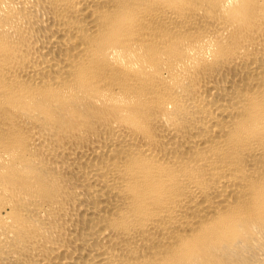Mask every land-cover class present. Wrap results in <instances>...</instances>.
<instances>
[{
	"label": "bare ground",
	"instance_id": "bare-ground-1",
	"mask_svg": "<svg viewBox=\"0 0 264 264\" xmlns=\"http://www.w3.org/2000/svg\"><path fill=\"white\" fill-rule=\"evenodd\" d=\"M0 264H264V0H0Z\"/></svg>",
	"mask_w": 264,
	"mask_h": 264
}]
</instances>
